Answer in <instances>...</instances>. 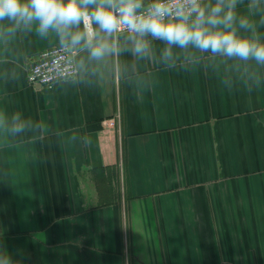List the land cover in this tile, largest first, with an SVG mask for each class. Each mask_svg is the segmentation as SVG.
<instances>
[{
  "label": "crops",
  "instance_id": "obj_1",
  "mask_svg": "<svg viewBox=\"0 0 264 264\" xmlns=\"http://www.w3.org/2000/svg\"><path fill=\"white\" fill-rule=\"evenodd\" d=\"M216 0L203 3L215 4ZM264 43V0H237ZM0 21V245L13 264H264V65L150 40L41 88L50 32ZM20 114L30 126L11 132Z\"/></svg>",
  "mask_w": 264,
  "mask_h": 264
},
{
  "label": "clouds",
  "instance_id": "obj_2",
  "mask_svg": "<svg viewBox=\"0 0 264 264\" xmlns=\"http://www.w3.org/2000/svg\"><path fill=\"white\" fill-rule=\"evenodd\" d=\"M237 0H0V21H11L6 29L33 28L45 37L55 33L69 49L87 50L91 60L101 61L122 49L117 34L127 33L130 50L147 56L150 40L166 45L164 59L172 57L173 46L194 47L242 61L264 65V43L258 37L247 38L237 31L251 29L252 22L237 17ZM11 132L19 133L30 126L20 114L11 117ZM5 121L0 118V124ZM0 264H13L10 254L0 245Z\"/></svg>",
  "mask_w": 264,
  "mask_h": 264
},
{
  "label": "built area",
  "instance_id": "obj_3",
  "mask_svg": "<svg viewBox=\"0 0 264 264\" xmlns=\"http://www.w3.org/2000/svg\"><path fill=\"white\" fill-rule=\"evenodd\" d=\"M205 0H202V3ZM151 0H144L145 6ZM127 33H119L125 36ZM79 50L69 49L63 44L46 48L38 53L28 70V81L33 86L49 87L60 79L75 78L78 74L76 57Z\"/></svg>",
  "mask_w": 264,
  "mask_h": 264
}]
</instances>
